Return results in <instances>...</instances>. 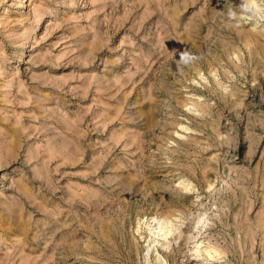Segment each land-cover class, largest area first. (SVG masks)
Listing matches in <instances>:
<instances>
[{"label":"rangeland","instance_id":"rangeland-1","mask_svg":"<svg viewBox=\"0 0 264 264\" xmlns=\"http://www.w3.org/2000/svg\"><path fill=\"white\" fill-rule=\"evenodd\" d=\"M215 261L264 264V0H0V264Z\"/></svg>","mask_w":264,"mask_h":264},{"label":"bare ground","instance_id":"bare-ground-1","mask_svg":"<svg viewBox=\"0 0 264 264\" xmlns=\"http://www.w3.org/2000/svg\"><path fill=\"white\" fill-rule=\"evenodd\" d=\"M189 187H190V185H189ZM163 225H164V223L162 225H157V226H156V224L154 226H152V225L150 226L149 225L150 226L149 227L150 228L149 232L152 233L154 235V237H155L153 239V242H157V239H159V238L166 239L176 229V228H174V226L172 227V226H163ZM216 251L218 252V250H214L215 254H216ZM215 254H212L211 252H209V255L212 256V257L215 256ZM212 264H216V261L214 263H212Z\"/></svg>","mask_w":264,"mask_h":264}]
</instances>
